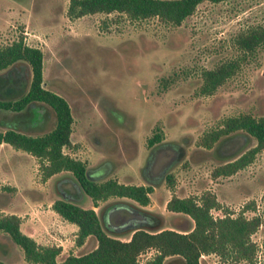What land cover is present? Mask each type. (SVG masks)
Instances as JSON below:
<instances>
[{
    "label": "rangeland",
    "instance_id": "rangeland-1",
    "mask_svg": "<svg viewBox=\"0 0 264 264\" xmlns=\"http://www.w3.org/2000/svg\"><path fill=\"white\" fill-rule=\"evenodd\" d=\"M69 1L0 0V44L22 36L26 43L45 53L44 85L70 102L74 118L71 139L75 147H64V151L84 160L90 169L111 158V164L103 169L104 175L122 182L146 183L141 172L151 151L159 144L150 147L147 139L156 126L160 127L163 145L155 149L154 152L160 151L151 167L152 172L149 170L150 176L157 179L156 185L147 205H140L128 197L114 196L93 206L91 197L74 182L69 171H59L44 180L34 156L2 143L0 214L17 212L27 219L32 217L29 213L32 209L24 202H41L39 206L47 208L54 199L65 198L82 207H93L107 233L128 239L129 227H124L131 222H115L113 209L108 216L103 214L113 205L133 204L135 208L131 211L135 213L139 210L136 207L156 212L162 215L164 227L174 228L175 223L188 216L166 208L171 195H199L208 189L216 194L221 204L212 208L215 216L226 212L236 215L242 209L247 216L264 215V148L236 172L225 176L211 175L215 166L254 146L256 139L246 131L237 130L220 136L211 148L196 142L199 136L219 126L227 116L264 113V41L252 52H242L234 44L238 32L264 24V0H205L179 24L162 21L157 16L132 19L116 11L71 18L67 15ZM78 42L80 49L76 50V56H51L59 44L67 48ZM77 56H83L79 69ZM228 60L237 61L236 71L212 93H202V70ZM8 74L28 82L31 73L28 65L19 61L10 66ZM86 83L94 85L98 93L107 94L115 103L124 105V109L111 111L89 105L87 95L83 93ZM74 86L83 92L78 89V96L71 101L69 94ZM6 113L4 119L0 115L1 123L21 127L26 132L33 131L26 128V124H40L34 132L43 133L55 123L54 111L43 103L32 102L20 113L10 110ZM109 114L125 126L126 118L132 119L129 132L134 140V151L120 160L119 155H114L120 134L115 137L113 133L119 129L118 125L113 126V133H109V137L114 138L110 142L100 135L95 137L97 134L93 130ZM8 115L12 119L7 120ZM101 127L108 129L105 123H101ZM124 128L121 136L127 133ZM178 141L183 143V158L168 165L179 157V153L170 148ZM168 172L173 174L171 187L165 179ZM248 202H253L254 207L245 208ZM51 232L55 233L54 230ZM32 233L40 244L61 245L57 262L68 253H83L95 244V239L88 237L83 244L77 245L76 231L70 225L47 235L46 239L38 229ZM251 239L256 244L254 264H264V222ZM12 247L13 255L3 257L9 264H34L27 262L19 250ZM2 250L0 257L5 254ZM152 251L141 255V259H146ZM167 261L166 264H183L178 257L167 258ZM200 261L201 264H250L245 259L224 258L214 252L201 255Z\"/></svg>",
    "mask_w": 264,
    "mask_h": 264
},
{
    "label": "trees",
    "instance_id": "trees-1",
    "mask_svg": "<svg viewBox=\"0 0 264 264\" xmlns=\"http://www.w3.org/2000/svg\"><path fill=\"white\" fill-rule=\"evenodd\" d=\"M202 1L205 0H70L67 15L74 18L88 13L116 11L125 13L132 19L157 16L162 21L179 24L193 13ZM263 41L264 24L247 28L234 36V44L242 52L254 51ZM19 61L26 63L30 69L28 82L16 80L8 74L10 66ZM43 67L42 49L26 43L22 36L0 44L2 119L3 115H7L4 111L20 113L32 102L46 104L55 113L54 126L40 134H32L14 125H6L7 123H1V119L0 143H8L32 154L37 159L44 180L59 171H69L74 182L91 197L94 206L98 205L99 200L114 196L128 197L140 205H147L156 182L137 184L122 182L109 176L92 177L90 168L84 160L64 151V147H75L71 139L74 118L68 100L60 93L42 85ZM237 68V61L228 60L203 69L200 91L205 94L212 93ZM165 83L166 80L163 84ZM237 130L251 134L256 139V144L235 158L215 166L211 172L212 176H225L236 172L251 162L255 154L264 148V113L258 116L251 113L227 116L221 120L219 126L199 136L196 142L198 145L211 148L220 136ZM162 139L163 132L156 126L147 139V145L153 147V144L159 143ZM159 145L163 143L157 144L154 151ZM170 148L178 152L179 157L168 165L179 161L184 155L183 147L173 145ZM154 151H151L149 157ZM165 179L167 185L171 187L173 174L168 172ZM4 187L13 189L10 186ZM220 205L216 194L208 189L199 195L172 194L166 201V208L188 216L185 220L175 223L174 228L164 227L162 215L156 212L136 207L139 210L135 211L140 212L138 214L131 211L133 208L112 207L114 210L112 217L117 223L130 221L134 215H142L145 219L141 227L127 230L130 234L129 239H121L103 229L99 215L93 207H82L65 198H56L51 204L52 209L62 218L77 225L76 244L81 245L88 237H93L95 246L83 253H68L57 262V256L61 252L60 245L38 243L21 230V216L15 213H2L0 238L6 236L7 239L2 237L0 242V249L3 247L6 254L0 257V264H9L3 257L13 255L12 246L19 250V254L27 262L34 264H166L170 261L166 262V259L170 257H178L183 264H201L200 256L211 252L224 258L245 259L254 264L256 244L251 235L264 222V215L247 216L244 209L236 215L228 212L213 215L212 208H218ZM249 207H254L253 202L246 203L245 208ZM149 250H153L151 255L142 260L141 255Z\"/></svg>",
    "mask_w": 264,
    "mask_h": 264
},
{
    "label": "flooded vegetation",
    "instance_id": "flooded-vegetation-1",
    "mask_svg": "<svg viewBox=\"0 0 264 264\" xmlns=\"http://www.w3.org/2000/svg\"><path fill=\"white\" fill-rule=\"evenodd\" d=\"M79 42L81 43V40ZM79 42L78 43H74V44L71 43V46H68L67 48H65L64 45L59 44L56 47V49L52 52L51 56H76L77 55L75 53L76 50L80 49V47H79L80 43ZM57 49H58V51H57ZM44 54L45 53H43V56H45ZM77 57H78V62H79V64H78V69H79L80 63L82 64V62H83V56H81V57L77 56ZM44 72H45V67H43V81H44ZM86 84H87L86 85V90L84 92H83V89H79L78 87H75V86L73 88H71V94H69V97H70L71 101L76 99V96H78V95H76V91L79 89L85 95H87L89 105H90V103L93 104L92 106H95V107H98L97 105H99L100 108H102L103 110H106L107 108H110L111 111H117L118 108H120L122 110L124 109V105H121L119 102L115 103L112 99H109L107 94H105L103 92L102 93L101 92L98 93L96 91L97 88L94 87V85H90L89 83H86ZM49 89H51V88H49ZM54 91H56V90H54ZM69 104H70V102H69ZM70 107H71V104H70ZM114 119H115V121H114ZM131 120L132 119L130 118V116H128V118H126V122H125L126 126H125V124L121 123V121H119L118 118L114 117L113 115L110 116V114H109L108 116H106L104 119H101V121H100L102 124L105 123L108 126V129H106L104 127L102 128L101 127V123L97 124L96 128L94 127L95 129H93V130H95V132L97 134L95 137L100 135L104 139V141H109L110 142L114 138L109 137V133L110 134L113 133L115 131L114 130L115 128L113 129V126H116V124L118 125L119 129L117 131H115L113 134L115 135V137H119V134H120V139L118 138L117 149H116V152L114 153V155H119L118 156L119 160L124 158V157H126L127 153L134 151V140H133V138L131 136V133L129 132L131 124H132ZM123 128L127 132L125 136H121V134L123 133V131H122ZM122 138H123V140H122ZM115 139H117V138H115ZM123 141H124V144H123ZM177 143L181 144V145L177 144L175 146H178V147H182L183 146V143H180L179 141ZM153 145H155V144H153ZM102 150L104 151L105 149L102 148ZM104 152H106V151H104ZM158 152H154V154L151 157H149V160H147V162H146V164H148V165H146V167L142 169L141 173H143V172L145 173V175H143V176L147 180L146 183H148V182L155 183L156 180H157L153 176H150L149 170L152 172L151 167L156 162L155 160H156V157H157L156 155H157ZM110 159L108 160V158H107V159L104 160V162L100 163L96 168L90 169L89 171L91 172V176L92 177H97V176L103 175L105 177L106 176V175H104L105 170H103V169L105 167H108L111 164L112 160H110ZM113 206L114 207L115 206H120V204L113 205ZM111 211H107V213H103V214L108 216L107 214L109 212H111ZM137 213L139 214L140 212H137ZM106 216H105V218H106ZM129 222H135V223L143 224L145 222V219L143 218L142 215H136L135 217H132Z\"/></svg>",
    "mask_w": 264,
    "mask_h": 264
},
{
    "label": "crops",
    "instance_id": "crops-1",
    "mask_svg": "<svg viewBox=\"0 0 264 264\" xmlns=\"http://www.w3.org/2000/svg\"><path fill=\"white\" fill-rule=\"evenodd\" d=\"M36 103H38V102H36ZM7 111H9V110H7ZM9 119H12L11 115L7 116V120H9ZM25 127L26 128H30V130H33L32 132L30 131L29 133L40 134V131H37V133L34 132V130H38L40 128V124H38L36 126H30V125L26 124ZM17 128H20V129L23 130V128H21V127H17ZM2 143L7 144L5 142H2ZM2 143H0V144H2ZM30 155L33 156L32 154H30ZM24 156L26 157L27 155L24 154ZM24 205H27V206H29L30 209H32L31 211H29L30 215L32 214V217H28L27 219H25L24 218V214L17 213V212H15V214L21 216V223H20L21 230L23 232H25L26 234L32 236V237H34V235L32 233V230H34V229L40 230V234L45 239H46L47 235H52V234L57 233L58 231H61V228L65 227V225H70V227H72V230H74V231L77 230L76 224H74L72 222H69L66 219L62 218L55 210L52 209L51 202L48 203V207L47 208H41V206H39V205H41V202L40 203L39 202L36 203L34 201L24 202ZM120 206H122V205H120ZM122 207H125V206H122ZM111 209L112 208L110 207V209H108V210L110 211ZM10 213H14V212H10ZM51 230H54L55 233H52ZM42 243H44V242H42ZM95 244H94V246H95ZM57 245H60V244H57Z\"/></svg>",
    "mask_w": 264,
    "mask_h": 264
},
{
    "label": "water",
    "instance_id": "water-1",
    "mask_svg": "<svg viewBox=\"0 0 264 264\" xmlns=\"http://www.w3.org/2000/svg\"><path fill=\"white\" fill-rule=\"evenodd\" d=\"M42 85L45 86V85H44V81L42 82ZM122 205H124L125 207H128V208H135V207H133L132 205H128V204H126V203H124V204H122ZM136 209H138V208H136ZM141 226H142L141 223H135V222H132L131 224H128L126 227H129L130 230H133V229H135V228H137V227H141ZM126 227H124V228H126Z\"/></svg>",
    "mask_w": 264,
    "mask_h": 264
},
{
    "label": "built area",
    "instance_id": "built-area-1",
    "mask_svg": "<svg viewBox=\"0 0 264 264\" xmlns=\"http://www.w3.org/2000/svg\"><path fill=\"white\" fill-rule=\"evenodd\" d=\"M203 255V254H202Z\"/></svg>",
    "mask_w": 264,
    "mask_h": 264
}]
</instances>
